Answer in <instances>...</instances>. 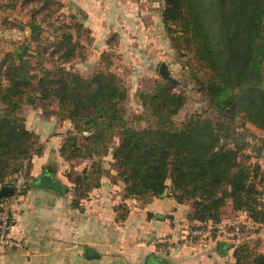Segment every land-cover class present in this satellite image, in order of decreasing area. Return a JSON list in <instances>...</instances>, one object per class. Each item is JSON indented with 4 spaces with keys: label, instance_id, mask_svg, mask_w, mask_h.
Masks as SVG:
<instances>
[{
    "label": "trees",
    "instance_id": "1",
    "mask_svg": "<svg viewBox=\"0 0 264 264\" xmlns=\"http://www.w3.org/2000/svg\"><path fill=\"white\" fill-rule=\"evenodd\" d=\"M161 2L165 34L178 60L188 56L184 64L197 90L207 99L204 113L211 110L212 115L194 113L177 124L174 117L185 97L173 89L178 80L161 64L160 78L137 94L152 120L145 126L131 125L124 106L127 89L103 58L101 66L89 76L63 64L44 67L41 27L31 17L24 25L29 28L27 42L4 57L0 181L22 166H26V182L18 196L35 181L30 174L32 158L40 156L44 146L38 134L25 124L22 109L29 106L39 108L44 117L69 122L58 147L64 160H89L81 170L71 168L65 173L71 184L73 207L80 208V201L113 170L112 180L123 183V199L147 203L167 191L177 203L188 206L187 220L197 223L189 225L207 230L206 222L217 224L224 215L242 212L257 225V232L264 225L259 188L264 184V169L258 162L241 160L247 142L237 127L251 124L264 130V0ZM8 5L13 7L14 3ZM74 26L78 27V37L85 32L91 40L90 30L82 22ZM80 38L75 40L70 31H63L54 40L53 51L59 52L63 62H69L85 50ZM113 40L114 34L107 43ZM32 42L36 44L33 50ZM104 55L103 51L101 57ZM31 58L39 66L33 65ZM106 156L108 167L102 159ZM9 189L0 191V198L11 197L13 189ZM228 203L227 213L224 206ZM116 209L117 219H123L124 206ZM234 224L240 226L241 233L232 243L233 263L228 264H264L258 238L255 242L245 238L244 222ZM208 236L207 230L205 241Z\"/></svg>",
    "mask_w": 264,
    "mask_h": 264
},
{
    "label": "crops",
    "instance_id": "2",
    "mask_svg": "<svg viewBox=\"0 0 264 264\" xmlns=\"http://www.w3.org/2000/svg\"><path fill=\"white\" fill-rule=\"evenodd\" d=\"M70 1L75 7L87 10V14L82 12L84 20L92 16L96 24L98 21L100 32L108 31L113 23L124 18L122 7L117 8L121 13L113 15L117 10L115 0ZM16 2L18 0H0V17L4 15L10 19L13 7L8 4ZM104 10L113 15L105 26L101 14ZM22 114L27 128L38 134L44 148L40 156L32 158L30 174L35 179L32 187L11 206L9 233L12 244L0 247V264L233 263L230 248L221 253L218 243L224 241L232 245L225 239L224 231L239 219L247 226L254 225L244 213L224 215L217 224L206 222L209 236L203 245L178 244L168 254L156 255L153 252L156 238L173 234L182 222L197 224L187 220L188 206L177 203L167 191L164 196L154 197L147 203L135 198L123 199V183L112 180L114 171L111 170V174L103 176L100 185L80 201V208L73 207L69 182L62 172L69 163L58 152L62 133L69 122L59 121L54 116L44 117L39 108L29 106L23 107ZM43 173L59 179L68 191L59 194L40 183L39 176ZM120 204L126 209L123 219H117L119 210L116 207ZM252 236L264 238V225Z\"/></svg>",
    "mask_w": 264,
    "mask_h": 264
},
{
    "label": "rangeland",
    "instance_id": "3",
    "mask_svg": "<svg viewBox=\"0 0 264 264\" xmlns=\"http://www.w3.org/2000/svg\"><path fill=\"white\" fill-rule=\"evenodd\" d=\"M71 2L70 0H18L14 3L10 19L4 15V17H0V85L6 83L4 71L7 60L4 59L5 54L15 51L23 42H27L29 28L24 25L32 17L35 23L41 27L39 38L44 47L41 64L47 68H55V66L63 64L66 68L78 72L82 76H89L101 66L100 59L103 58V63L108 64L110 69L122 79L127 89L124 106L127 120L131 125L145 126L152 120L142 108L137 94L140 90L148 89L152 85L153 79L160 78L161 64H164L169 74L178 80L173 89L181 91L185 97L184 105L174 117L175 122L180 124L191 114L204 113L208 102L206 97L197 90L190 69L186 68L184 64L185 60H188V56L178 60L165 34L160 19L161 0H115L114 7L115 9L122 7L121 12H123L124 18L113 23L106 32H100L101 27L98 21L97 24L95 23V18L92 16L84 20L82 12L87 14V10L83 7L82 9L75 7ZM118 9L114 11L113 15L121 13ZM101 14L104 16L102 20L105 26V23L113 15L111 12L106 13L105 10ZM77 22H82L83 26L90 30L91 40L87 39L88 35L86 36L85 32L80 36L81 38L76 35L78 27L74 26V23ZM95 30L98 32L97 34ZM63 31H70L75 40L80 38L82 44L86 46L85 50L81 51V56H77L69 62H63L59 52L53 51V42ZM112 34L115 35V40L109 44L107 40L112 37ZM34 47L36 44L32 42L31 49L33 50ZM103 51L105 55L101 57ZM31 61L33 65L39 66L34 58H31ZM204 115L211 116V110ZM237 130L243 133L247 142L241 152V160L252 164L258 162L264 169V130L251 124L239 126ZM102 159L104 165L108 167L109 156ZM68 163L67 168L62 170L64 176L71 168H75V171L81 170L89 164V160ZM55 166L59 169L57 163ZM68 186L71 184L68 183ZM259 188L261 202L264 205V184ZM229 207V203L224 206L227 213ZM239 221L242 222L241 219ZM245 226L247 227L245 238L248 236L249 240L255 242L256 238L252 236L256 233L255 226L246 224ZM258 241L261 245L259 250L263 251L264 238L258 237Z\"/></svg>",
    "mask_w": 264,
    "mask_h": 264
},
{
    "label": "built area",
    "instance_id": "4",
    "mask_svg": "<svg viewBox=\"0 0 264 264\" xmlns=\"http://www.w3.org/2000/svg\"><path fill=\"white\" fill-rule=\"evenodd\" d=\"M26 166L13 172L9 177L0 181V191L4 187L13 189L12 196L9 198H0V247H8L12 244L9 233L11 206L19 197L18 192L26 182ZM241 228L234 224L231 229L224 231V237L231 243H236L240 237ZM207 230L201 227L189 225L182 222L178 228L170 235H164L153 241V252L156 255H162L170 252L176 245H200L205 243Z\"/></svg>",
    "mask_w": 264,
    "mask_h": 264
},
{
    "label": "water",
    "instance_id": "5",
    "mask_svg": "<svg viewBox=\"0 0 264 264\" xmlns=\"http://www.w3.org/2000/svg\"><path fill=\"white\" fill-rule=\"evenodd\" d=\"M39 180H40V183L48 186L52 190H55V191H66V190H68V187L65 186L64 184H62V182L59 179H53L48 175H44V173L41 176H39ZM1 191L2 192H10L11 190L8 187H4ZM165 192L161 193L159 196H164ZM231 247H232L231 244H228L224 241H221L218 243V248H219V251L221 253H224L227 249H229ZM155 261L158 262L159 258H155Z\"/></svg>",
    "mask_w": 264,
    "mask_h": 264
}]
</instances>
